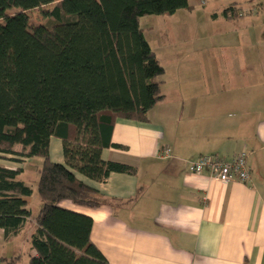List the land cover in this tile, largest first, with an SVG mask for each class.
<instances>
[{
	"label": "crops",
	"instance_id": "0c3cea01",
	"mask_svg": "<svg viewBox=\"0 0 264 264\" xmlns=\"http://www.w3.org/2000/svg\"><path fill=\"white\" fill-rule=\"evenodd\" d=\"M188 1L191 8L168 17L176 33L195 40L183 44L184 60L161 86L164 98L147 122L118 119L113 140L122 147L103 150L104 159L134 165L136 174L108 172L103 181L78 175L119 206L60 203L93 218L91 239L111 264H264V0L242 3L238 18L223 14L231 0ZM164 147L170 156H159ZM243 150L247 182L222 183L188 169L201 155L231 158ZM50 154L64 162L61 139L51 138ZM18 158L0 157V166L22 167L27 183L33 158ZM34 179L25 199L37 212L38 174ZM35 228L29 220L8 239L0 228V258L20 256L23 264L26 252L29 260ZM18 239L26 250L13 243Z\"/></svg>",
	"mask_w": 264,
	"mask_h": 264
},
{
	"label": "trees",
	"instance_id": "16d2710c",
	"mask_svg": "<svg viewBox=\"0 0 264 264\" xmlns=\"http://www.w3.org/2000/svg\"><path fill=\"white\" fill-rule=\"evenodd\" d=\"M254 1L231 0L223 14L238 18L242 3ZM47 5L49 21L33 22L28 11ZM189 8L188 0H0V157L42 158L37 212L25 199L34 190L19 177L24 169L0 166L6 238L36 223L27 264H111L91 239L93 218L60 203L119 206L78 175L136 174L134 165L104 159L103 150L122 147L113 140L118 119L147 122L164 98L165 67L140 18ZM52 137L62 141V163L51 158Z\"/></svg>",
	"mask_w": 264,
	"mask_h": 264
},
{
	"label": "rangeland",
	"instance_id": "374dc122",
	"mask_svg": "<svg viewBox=\"0 0 264 264\" xmlns=\"http://www.w3.org/2000/svg\"><path fill=\"white\" fill-rule=\"evenodd\" d=\"M51 8L52 5H47L44 7L29 10L28 13L30 14L33 22L44 23L49 21L46 15V11ZM15 10L16 9H12L11 11ZM210 17L211 16L209 15L208 19H199V25H207L210 22ZM140 24L144 28L145 37L151 45L152 49L157 54L158 59L161 61L163 66L166 65L168 68V71L166 72L167 74H164L162 76V79L165 80L167 78H171L174 65L176 66L178 63L180 64V62L184 60L183 56L186 53V50L185 47H183V44L186 41L195 40V37L191 35L193 38L192 39L191 37L189 38L185 33L181 35L176 33L173 28V26L176 24L172 23L168 15H145L140 18ZM174 57H178V59L173 61ZM162 90L165 91L164 88H162ZM32 158L33 160L25 165L26 174L24 176V179L31 186H35L36 183L34 176L38 174L37 170H35V164H40L38 163V161L41 162L42 158L40 156H35ZM19 240L20 239L15 240L13 243L17 246L20 245L22 250H26L25 242L23 241V239H21L20 241ZM27 260L28 254L25 252L23 254V264H26Z\"/></svg>",
	"mask_w": 264,
	"mask_h": 264
},
{
	"label": "built area",
	"instance_id": "2783aa9c",
	"mask_svg": "<svg viewBox=\"0 0 264 264\" xmlns=\"http://www.w3.org/2000/svg\"><path fill=\"white\" fill-rule=\"evenodd\" d=\"M171 148L164 147L159 151V156H170ZM188 169L191 173L209 175L222 183L232 181L247 182L251 177L248 163V152L243 150L231 158H225L217 154L201 155L197 160L189 163ZM0 264H3L0 261Z\"/></svg>",
	"mask_w": 264,
	"mask_h": 264
}]
</instances>
